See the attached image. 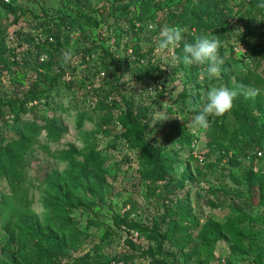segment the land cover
<instances>
[{
	"label": "rangeland",
	"instance_id": "rangeland-1",
	"mask_svg": "<svg viewBox=\"0 0 264 264\" xmlns=\"http://www.w3.org/2000/svg\"><path fill=\"white\" fill-rule=\"evenodd\" d=\"M147 1L0 3V42L8 47L7 62H0V152L23 134L21 121L43 113L61 125L57 140L30 134L18 160L21 173L0 175V202H6L0 264H45L47 257L78 264H264V89L245 95L249 108L234 101L231 111L210 117L207 129L187 127L210 88L231 89L233 75L249 68L264 75V58L252 54L264 44L261 0H217L202 16L209 27L196 30L168 17L174 4ZM45 17L57 24L52 35L36 28ZM164 25L181 27L184 39L161 53L156 42ZM204 34L218 36L224 61L208 80L176 59L184 42ZM114 42L117 49L106 54ZM136 43L142 55L134 53ZM69 49L73 60L65 65L62 52ZM25 101L40 112L23 111ZM129 109L145 118L144 145L120 136L127 129L120 116ZM154 151L169 153L156 164L162 178L146 176ZM238 212L251 216L244 224L261 231L259 237L239 242L223 234L207 255L199 243L203 225L215 228ZM25 228L34 236L24 237ZM45 236L61 247L49 249Z\"/></svg>",
	"mask_w": 264,
	"mask_h": 264
},
{
	"label": "trees",
	"instance_id": "trees-1",
	"mask_svg": "<svg viewBox=\"0 0 264 264\" xmlns=\"http://www.w3.org/2000/svg\"><path fill=\"white\" fill-rule=\"evenodd\" d=\"M149 4H159L162 6H166L167 4H174L176 6L174 9H170L166 12L168 17L172 19L179 16L181 23L187 24L190 29L196 30V28H207L209 27V23L203 19V15L209 10L211 7L217 6V0H201V2H197L195 0H148ZM145 2V3H148ZM255 0H250L253 2ZM257 1V0H256ZM9 2V1H8ZM8 2H3L0 0V3L8 4ZM264 2V0L259 1V3ZM17 16V15H16ZM37 18V17H36ZM132 18L138 20L140 23H143L145 20L140 16V14L133 13ZM131 18V19H132ZM17 17L15 18V20ZM142 25V24H141ZM57 24L52 21L51 18H44L39 20L37 23L36 28H41V30H45L46 32H50L49 34H53L55 31V27ZM142 27H139L138 30H141ZM48 38V35H46ZM25 40L27 42H33V37H28L26 35ZM38 44V43H37ZM116 42L111 43L105 48L106 54H112L117 48L114 46ZM114 47V48H113ZM8 47L5 44L0 42V62L6 63L7 57L5 53L7 52ZM134 53L142 55L143 53H139L138 44L136 43L133 45ZM48 53L49 59L53 61V59L58 57L54 53V51H46ZM252 54L256 56V58H264V44L254 46L252 50ZM67 68L59 69V78L63 77L66 73ZM224 72V70H223ZM235 77V82L230 85L231 89L237 90L240 92V95L235 99L237 105H246V97H245V90L247 89H264V75L256 71L255 69H246V71H242L240 73H236L233 75ZM205 80H208L204 76ZM63 79V78H62ZM64 80V79H63ZM61 80V81H63ZM243 86V87H241ZM32 99L36 100L39 99L38 96L33 95ZM26 104L22 107L23 111H30V112H40L37 110V106L35 104L28 105L27 101ZM23 103V101L21 102ZM58 109H61V105L56 106ZM249 108V106H245ZM14 119L18 120L17 116H14ZM110 118H105L108 121ZM122 122L125 124L127 129L120 133V136L126 139V141L131 142L135 145H144L146 144L145 141V132H146V121L145 118L139 114L134 113L131 109L127 111L124 115L120 116ZM22 123V133L18 138L11 139L8 141L7 145H9L8 150L4 152H0V175L8 177L9 179H13L14 175H19L21 171L19 170L18 160L21 155L25 152L26 147L31 142L30 134H40L42 131L45 133V136L49 140H57L61 134V125H57L55 119L52 116H48L46 114L41 113L36 121H21ZM260 139H257L259 141ZM187 143V142H185ZM190 147V143H189ZM260 151V149H258ZM257 150V151H258ZM150 157L152 152H148ZM154 157L149 158V163L153 166L147 169V177L153 178H162L163 174L161 171L156 168V164L159 163V156L164 155L168 156L169 153H162V151L153 152ZM256 155V153H255ZM262 155V152H261ZM192 157V156H191ZM18 166V169H17ZM17 186V185H16ZM15 186V187H16ZM6 202H0V205H5ZM253 219L250 215L245 212H238L237 215L233 217H229L226 219L225 222L220 223L217 227H213L211 225H203L202 231L200 232V245L203 248L202 250L206 251V254H211L213 245L216 241L222 237V235L230 236L234 239H237L239 242L244 236H248L249 239L255 240L259 237V233L261 231L256 229H251L248 225L244 223L251 224ZM125 225H135L133 222H125ZM170 228V225L164 229V233L166 234V230ZM246 232V233H245ZM241 233L243 236H241ZM22 234L34 236L31 229H23ZM162 237L163 234L158 228L155 230V237ZM46 246L51 249H59L61 247L59 241L49 236H45L43 238ZM262 259V255H260L255 262H259ZM117 260V259H116ZM45 264H78L77 261L75 263L72 262H61L59 259L53 258H46ZM112 264V262H111ZM174 264H176L174 262Z\"/></svg>",
	"mask_w": 264,
	"mask_h": 264
},
{
	"label": "clouds",
	"instance_id": "clouds-1",
	"mask_svg": "<svg viewBox=\"0 0 264 264\" xmlns=\"http://www.w3.org/2000/svg\"><path fill=\"white\" fill-rule=\"evenodd\" d=\"M256 7L264 9V2L257 4ZM182 33L183 29L179 26H162L156 42L157 50L161 53H166L180 46L184 39ZM221 47L222 42L218 36L204 34L197 37L194 42H184L183 56L176 59H182L183 64L186 66H197L200 69L199 75L211 79L219 74L220 65L224 62L220 56ZM62 59L65 65L72 62L73 56L70 49L62 52ZM260 92V89H247L245 90V95L254 97ZM238 95H240V92L228 87L210 88L206 95L207 102L202 110L187 123V127L193 132L198 129H207L209 127V118L223 116L231 111Z\"/></svg>",
	"mask_w": 264,
	"mask_h": 264
},
{
	"label": "built area",
	"instance_id": "built-area-1",
	"mask_svg": "<svg viewBox=\"0 0 264 264\" xmlns=\"http://www.w3.org/2000/svg\"><path fill=\"white\" fill-rule=\"evenodd\" d=\"M1 1H3V2H8L9 0H1ZM258 154L260 155L261 152L259 151ZM112 264H124V263H123L122 260L117 259V260H113V261H112Z\"/></svg>",
	"mask_w": 264,
	"mask_h": 264
}]
</instances>
